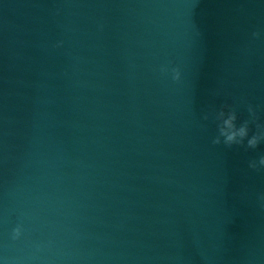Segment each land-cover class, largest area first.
Instances as JSON below:
<instances>
[{"label": "water", "instance_id": "1", "mask_svg": "<svg viewBox=\"0 0 264 264\" xmlns=\"http://www.w3.org/2000/svg\"><path fill=\"white\" fill-rule=\"evenodd\" d=\"M249 104L264 0H0V264H264Z\"/></svg>", "mask_w": 264, "mask_h": 264}, {"label": "clouds", "instance_id": "2", "mask_svg": "<svg viewBox=\"0 0 264 264\" xmlns=\"http://www.w3.org/2000/svg\"><path fill=\"white\" fill-rule=\"evenodd\" d=\"M252 35L253 38L260 37L259 32H254ZM160 71L167 74L169 69L167 67H161ZM181 77L182 74L179 68L171 69V78L173 82H181ZM225 108H227V111L221 109L219 112L215 113V120L218 121V135L213 139L212 143L214 145H220L223 143V145L228 148L235 145L246 149H256L260 143L264 141V125L257 123L258 118L256 109L249 104L247 107L249 119L244 120L238 125V116L235 108L228 105H225ZM203 118L207 120L209 117L208 115H205ZM252 124H255L256 131L250 136V125ZM248 167L254 171H259L264 168V156H261L258 161H250ZM261 199L264 200V197H261ZM21 235L22 228L17 226L13 229L11 238L13 240H18Z\"/></svg>", "mask_w": 264, "mask_h": 264}]
</instances>
